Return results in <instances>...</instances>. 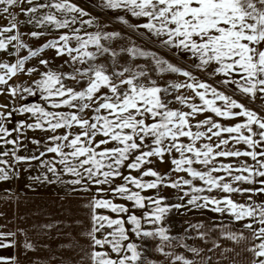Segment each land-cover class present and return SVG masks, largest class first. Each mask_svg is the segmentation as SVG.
Masks as SVG:
<instances>
[{"label":"snow or ice","instance_id":"snow-or-ice-1","mask_svg":"<svg viewBox=\"0 0 264 264\" xmlns=\"http://www.w3.org/2000/svg\"><path fill=\"white\" fill-rule=\"evenodd\" d=\"M104 6L122 10L119 19L124 24H129L128 16L138 18L141 22L130 27L188 56L193 67L215 83L137 45L119 51L106 46L105 41L121 34L87 31L93 20L84 19L88 13L73 0H0V18L7 17V23L0 24V52L28 49L15 63L0 62V86H5L0 94L6 91L15 97L18 92L38 91L51 109L22 104L5 111L8 105H0V181L8 180L10 172L16 174L15 164L38 160L56 180L67 173L75 177L73 185L95 186L88 232L91 264H153L146 240L158 241L156 251L168 264H197L171 250L176 247L199 257L200 264H213L207 253L221 249V243L214 241L207 251L192 247L174 237L166 223L174 209L188 206L240 223L245 231H232L222 221L210 230H218L221 239L234 245L250 241L244 248L248 264H264V110L235 98L237 93L252 100L264 98V0H104ZM17 7L28 24L58 35L39 48H29L19 32L21 21L12 12ZM29 35L40 38L46 32ZM46 49L67 57L64 65L71 70H45L32 81L34 87L9 83L18 73L36 72L26 68V61ZM122 53L130 59L150 58L160 73L184 79L161 86L146 69L121 65ZM105 57L110 64L97 62ZM39 63L46 66L49 61ZM66 81L84 86L77 90ZM171 103L183 107L172 108ZM14 111L29 114L32 121L9 128ZM227 120L236 122H221ZM25 130L51 133L44 151H39L40 140L32 141L39 155L19 154ZM47 154L51 158L41 160ZM165 157L172 175L154 167ZM165 188L175 190L180 202L170 203L162 194ZM203 227L189 225L202 241L209 235ZM7 235L14 236L0 232V238ZM9 246L0 239V248ZM24 247L33 245L25 241ZM9 261L16 264L15 258L0 256V264Z\"/></svg>","mask_w":264,"mask_h":264},{"label":"crops","instance_id":"crops-1","mask_svg":"<svg viewBox=\"0 0 264 264\" xmlns=\"http://www.w3.org/2000/svg\"><path fill=\"white\" fill-rule=\"evenodd\" d=\"M6 55L7 52H4L3 56L0 52V62ZM181 55L189 58L182 53ZM257 99L261 104L259 109L264 110V98ZM1 100L2 94H0V105H7ZM16 104L17 102L15 106L8 105L5 111L17 109L19 106ZM46 107L50 109V106ZM201 118L203 119V116ZM20 121L31 122L32 118L29 114L14 111L7 126L16 127ZM221 122L233 124L232 120ZM15 135L13 133V137ZM49 135L50 132L25 130L23 147L19 154L29 157L33 154L39 155V151H44ZM33 140L41 141L39 151ZM238 147L243 150L245 146ZM51 156L52 154H47L41 157V160L50 159ZM249 163H252L250 159ZM14 167L16 174L10 172L8 180L0 181V232L14 234L0 238L3 243L11 244L9 247L0 248V256L15 258L16 264H91L88 232L92 224L90 202L97 195L95 186L85 189L83 185H73L70 181L75 177L67 173L62 174L60 180H56L38 160L20 162ZM154 167L161 173L172 175L169 172L168 157H165L164 163L156 161ZM45 175L48 177L47 180L43 178ZM37 177L40 179H36ZM117 183L120 181L118 180ZM162 194L167 196L171 203L180 202L173 189L165 188ZM233 198L245 199L240 195H234ZM98 211L110 214L107 210ZM172 212L176 218H204L214 223L222 221L235 231H245L240 223L232 222L230 217L221 216L207 209H194L188 206L179 210L174 209ZM30 227L32 231L29 230ZM24 230L32 234V237L26 240L33 245L32 249L24 248L25 242L19 236Z\"/></svg>","mask_w":264,"mask_h":264},{"label":"rangeland","instance_id":"rangeland-1","mask_svg":"<svg viewBox=\"0 0 264 264\" xmlns=\"http://www.w3.org/2000/svg\"><path fill=\"white\" fill-rule=\"evenodd\" d=\"M79 7L84 9L85 12L88 13L87 16L83 17L84 19H92L93 24L86 26V30L89 32H119L121 35L118 39L113 41H105L106 46H111L116 48L119 51L120 48L130 47L132 45H137L151 53H155L162 59H165L175 65H178L182 68H186L193 72L198 78L202 80H208L210 83H215V80L210 78L207 74L199 72L197 69L193 67L191 59L181 55L178 51L174 49H166L164 48L158 40L153 38L149 40L147 35L143 34L144 30L141 29L139 31L134 30L130 25L140 23L141 21L138 18L134 17H126L129 20V24H124L119 19L120 16L124 15L122 10L109 9L104 6V0H73ZM13 14H15L18 19L21 21L19 25V32L22 34L23 41L28 44L29 48L36 49L43 45L47 40L52 39L58 35L56 30L53 29H41L37 28L33 24H28L26 21L28 19L27 16L23 15L19 7L12 9ZM7 23V17L0 18V24ZM32 31H45L46 35L40 38H33L29 34ZM11 54L7 52L5 57H2L3 63H15L18 57H23L28 54V49H20L19 51L10 50ZM2 56L4 52H1ZM41 59L48 60V65L44 66L39 63ZM67 57H58L55 54L54 50L46 49L38 56L31 58L26 61V68H36L37 71L34 73H18L9 83L13 86L28 87L34 85L32 81L40 78V73L45 70H52L57 72H66L70 71V67L64 65V60ZM107 58H100L97 62H104ZM110 64L111 60H107ZM120 64L127 67L139 66L141 69H146L151 79L155 80L157 84L161 86H166L170 82L173 81H181L184 78L175 74V73H160L154 67V62L150 58L146 57H137L135 59H130L127 54H121L120 56ZM144 82V81H141ZM66 84L70 87H75L77 90L82 88L84 85L77 84L75 81H66ZM5 86H0L3 88ZM185 95H191V92L185 90ZM241 102L245 103L246 106L261 111L259 106L258 99L252 100L245 97H242L239 93L236 94V97ZM166 99L171 100V96H167ZM2 100L7 103L9 106H15L17 102V106L22 104H41L43 106H50L44 101L37 91L35 95H30L23 92H18L15 97L8 94L6 91L2 93ZM1 100V101H2ZM172 108L183 107L177 103H171L169 105ZM198 119H202L199 117ZM233 123L236 122L232 120ZM171 203V202H170ZM167 223L170 228V232L174 237H182L184 238V242L192 247L203 248L207 251L208 248L211 247V244L216 241L222 244V248L213 252H208L207 254L212 257L213 264H248L249 254L244 252L245 247H250V241H242L240 245H234V242L223 240L220 237L219 231H211V226L215 224L204 218H176L173 212L169 213L167 218ZM201 223L204 227L201 229L202 231H208V239L200 240L196 236V232L189 228V225ZM228 225V224H227ZM232 231L233 228L229 226ZM187 229V232L185 231ZM30 231L33 229L30 227ZM37 230V229H36ZM19 236L23 239V242L30 239L32 234L27 231L20 232ZM158 241L146 240L144 244L147 248V256L148 259L153 262V264H168V260L163 257L159 252L156 251V244ZM25 244V243H24ZM235 247V252L231 251ZM25 248V247H24ZM227 249L229 251L225 252ZM176 253H182L186 255L188 258L195 259L197 264H200L199 257H194L190 252H188L183 247H176L175 249H171ZM236 253H239L237 255Z\"/></svg>","mask_w":264,"mask_h":264}]
</instances>
